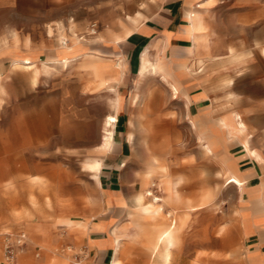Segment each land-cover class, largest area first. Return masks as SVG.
<instances>
[{"label":"rangeland","instance_id":"374dc122","mask_svg":"<svg viewBox=\"0 0 264 264\" xmlns=\"http://www.w3.org/2000/svg\"><path fill=\"white\" fill-rule=\"evenodd\" d=\"M168 1L13 0L11 6L0 8V264H19L23 255L30 258L31 264H56L57 258H64L70 264L79 261L84 264L88 249L83 237L65 219L83 218L87 211L104 208L103 187L107 185L97 182L88 164L104 158L105 153L101 151L103 111L111 101L114 105L115 93L110 90L105 93L106 88H91L80 58L68 63L55 58V49L62 44L61 37L65 35L70 43L71 37L77 34L85 51L112 56L101 47L105 43L100 39L104 29L124 37L126 30L135 26L128 15H135L139 10L150 15ZM198 3L207 27L203 35L194 39H205L212 53L219 54L209 56V70L213 74L220 64V81H215V86L225 90L230 86L229 81L233 83V103L214 104L212 111L215 113L218 106L222 111L234 112L255 105L254 122L259 131L255 138L257 144L264 145V135H260L264 133L261 116L264 112V0H198ZM195 6L190 7L188 15ZM119 45L123 47L122 43ZM15 48L22 55L31 52L36 55L26 58L31 63L16 66L18 56L9 51ZM152 53L155 58L158 49ZM113 57L116 61L122 59L126 67V56L118 60ZM217 57L219 63L214 62ZM31 64L36 66L33 69L23 66ZM35 68L38 76L34 81ZM139 78L141 88L134 92L147 96L146 112L166 116L144 120L142 127L136 126L138 131H131L128 162L125 171L120 173L117 188L132 204L135 195L145 191L143 173L149 167V157L156 156L164 178L181 181L176 188V202L166 201V209L159 218L163 224L174 218L180 225L173 264H252L250 259L258 254L252 250L257 246L264 255V240L256 244L257 235L250 237L242 231L237 185L228 184L224 175L219 176L216 157L203 153L198 131L171 128L170 109L183 116L184 107L174 99L160 74L150 72ZM226 94L222 92L223 96ZM222 118L220 126L227 129ZM226 132L223 142L227 148L235 135L228 129ZM217 137L220 143V135ZM235 144L230 146L232 153L239 150ZM262 149L264 155V146ZM229 166L238 172L233 163ZM33 175L42 176L45 183H34ZM160 178V173H156L151 181L157 185L146 186L166 197L168 189ZM151 200L148 195L142 203ZM196 204L200 207L193 209L192 205ZM39 211L44 214L41 218ZM31 214L33 228L38 223L43 230L28 229L26 221ZM112 216L115 228L111 238L115 249L125 252L127 246L128 258L123 264H147L142 259L144 241L135 235L136 226L131 217L125 211L117 213L115 207ZM81 222L85 227L86 222ZM20 232L27 234V242L17 247L16 256L10 261L5 243L15 242ZM50 242L53 252L45 248ZM253 264H264V260Z\"/></svg>","mask_w":264,"mask_h":264},{"label":"crops","instance_id":"0c3cea01","mask_svg":"<svg viewBox=\"0 0 264 264\" xmlns=\"http://www.w3.org/2000/svg\"><path fill=\"white\" fill-rule=\"evenodd\" d=\"M12 1L0 0V8L11 6ZM195 4H199L198 0H170L150 15L145 14L142 10H139L135 15H128L135 26L132 29L130 28L128 33L127 29L124 37L116 36L109 29H104L100 39L104 40L105 43L101 44V47L102 49H107L112 54L109 57L85 51L77 35L72 36L73 45L71 47H67V45H63L62 43L55 49V58L61 62L68 63L78 58L81 59L80 66L85 62H97V66L107 82L104 84L97 81L94 82L92 77L83 70L89 76L91 88L94 87L95 90L97 88H106L105 93L108 90L115 93L114 105H112L113 103L111 101L104 108L103 113L105 118L102 130L103 134L104 131H113L114 143L107 150L103 148L101 143V151L105 155L103 159H95L102 161L99 169H91L88 166L93 171L97 182L102 184V186L107 185L103 187L104 208L96 211H87L83 218H76L77 220L85 221V227L78 224H74L76 226L73 225L75 228L74 232L83 237L84 244L88 249V255L84 264H113V259L117 257H120L123 261L128 258L127 246L125 252H119L115 249L113 239L111 238V231L115 228V221L112 216L114 207L117 213L125 211L131 217L132 223L136 226L135 235H138V224L140 222L146 223L152 221L148 216H140L135 208V200L138 195L143 194V199L148 196L146 194L148 186L144 185L143 179L142 185L146 189L135 195L132 204L129 202V198L124 195L123 191L117 188L120 173L125 171L124 169L128 162L126 156L131 148V139H133L131 131H138L136 126L142 127L144 120L162 119L166 116L165 113L160 112L153 113V115L148 114L144 108L147 103V96H143L139 91L134 92V89L141 88V80L139 77H145L150 72L160 74L163 82L168 84L170 93L174 96V99L178 100V103L184 107L183 116H179L177 112H172L173 110L171 109L168 113L170 126L171 128L174 126V131H182L183 128L184 131H198L201 146L207 141L208 134L215 133L217 136L220 135V143L218 141L213 147L216 154L214 152L206 153L203 149L202 151L207 156L216 157L219 176H225L224 173L228 169L229 164L233 163L236 166L241 178L245 181L243 188H240L236 184L239 199L238 216L242 231L250 237L257 235L258 242L256 244L264 240V203L262 202L264 200V188L260 187L261 185L264 186V160H259L253 155H250L240 137H234L229 140L226 148L223 138L227 136V129L220 126L221 117L227 114L239 113L247 124L246 131H243L241 137L248 138L251 149L258 152L263 151L262 147L264 145L257 144V139L255 138L259 132L254 122L257 117V109L254 105L245 110L231 112L222 111L221 106H218L215 113L212 111L214 104L222 105L228 104V102L233 103V83L229 81L230 86L225 90L215 86L214 82L220 81V64H217L216 74H213L212 72L214 71L209 70V56H217L219 54L212 53V49L206 45L205 39L202 38L197 41L194 39V37H199L198 35H203L204 31L202 29H198L197 27L193 28L192 31L187 29V24L189 23L188 11ZM140 12L142 13L141 15H139ZM198 16L199 20L207 27L201 12H199ZM120 43H122L123 47L119 45ZM156 48L158 49V53L153 58L152 52ZM9 51L13 53L11 55L18 56L15 59L16 66H20L23 63H31L26 58L30 56L34 57L35 55L32 52L27 55H22L17 48L10 49ZM123 55L126 56V67L118 65L117 63L118 61L122 63V59H118ZM162 55L166 59L161 63L160 58ZM113 56L118 57V61ZM148 59L164 65V69L155 72L151 69L149 63H147ZM215 61L219 63L220 58L217 57L214 59ZM36 64L33 66L27 65V68L33 69ZM164 73L168 76V80L178 87L179 90L176 94L173 93L171 85L163 79L162 75ZM131 74L136 75V78H132ZM117 75H119V79L115 78ZM223 91L227 93L225 96L222 95ZM111 115H117L118 121L115 124L107 123V119ZM261 116L264 118V112L261 113ZM181 120H184V123H180ZM260 135L263 136L264 133ZM233 142L239 148L234 153L230 150ZM262 157L264 158V155ZM150 168H152L150 177L151 185L156 183L151 181V178L156 173H160V181L163 186L169 187L171 192L177 195L176 188L181 181L177 182L172 177L166 180L158 163L153 167L150 166ZM150 168L148 167L147 170ZM33 181L41 184L45 183V179L40 175H33ZM39 212V218L43 217V212ZM26 223L31 232L34 229L37 231L43 230L38 223L33 228L34 219L32 214ZM179 230L180 225L170 245L172 250V264L174 247ZM133 241L132 239L131 242ZM143 241L144 246L147 245L144 238ZM45 248H48L51 252L54 251L52 250L51 242ZM258 248L260 247L257 246L256 249L252 250L258 251V254L250 259L252 264L264 260V255ZM142 259L144 263H148L149 256L144 255ZM31 263L32 261L27 255H23L19 260V264ZM55 263L70 264L64 258H57ZM153 263L154 260L149 262V264ZM36 264H43V262H37Z\"/></svg>","mask_w":264,"mask_h":264},{"label":"bare ground","instance_id":"6f19581e","mask_svg":"<svg viewBox=\"0 0 264 264\" xmlns=\"http://www.w3.org/2000/svg\"><path fill=\"white\" fill-rule=\"evenodd\" d=\"M199 7H200V4H197L195 6V8L191 9V11L189 12V15H188V22L189 23L187 24V28L189 31H192V29L195 27H197L198 29H202V31H204L206 29V26L204 25V23L202 21H200L198 18L199 17L198 15L200 12ZM129 31L130 30L128 29L127 33ZM75 35H77V34H75ZM61 39H62L61 42L65 45H67V47H71L73 45V37H71L70 43L66 41L65 35L62 36ZM160 59H161L160 62L162 63L164 61V57L161 56ZM26 61H28V60H26ZM117 63H118V65H122L121 61H118ZM147 63H149L151 69L154 70L155 72L159 71L161 69H164V65H161L160 63L158 64L157 62L151 61L150 59H148ZM23 66H25V65H23ZM81 67L89 76L92 77L94 82L97 81L101 84H104L105 82H107L106 78L103 77V75L101 74L99 67L97 66V62H85L81 65ZM142 69H143V67H142ZM37 72H38L37 68L34 69V74H33V80L34 81L36 80V77L38 76ZM162 77H163V79H165L169 83V85H171L173 93H177L178 87L168 80V76L165 75V73H164V75H162ZM115 78L119 79V75H117ZM234 112H236V111H234ZM222 119H223L224 126L230 131V133L235 135V137H240L242 143L244 144L247 152L250 155H253L254 157H256L259 160H264V158L262 157V155L260 153L261 151L258 152L256 150L251 149L248 138L241 137L243 131H246L247 124L245 123V121L243 120V118L241 117V115L239 113L228 114L226 116H223ZM117 121H118L117 115H111L107 119V123H109V124H115ZM112 133H113V131H110V130L104 131L102 146L106 150L110 149L114 143V136L112 135ZM206 139H207V141L204 142L201 147H202L204 152L213 153L214 152L213 147L218 142V137L214 134L213 135L208 134V137ZM149 163H150V166L153 167L155 164H157V157L151 155L149 157ZM101 165H102L101 160H93L92 162H89V164H88V166L91 169H99L101 167ZM150 166H149V168H150ZM151 170H152V168H150L149 170H146L143 173V176L146 177V179L144 180L145 186H146V184L150 183V179H148V178L151 177ZM224 174L226 176V182L227 183H235L240 188L244 187L245 181L243 178H241L240 174L234 169V166H229ZM36 178L39 179V177H37V176H36ZM31 179H33V178H31ZM40 180H43V179H40ZM260 187L262 188L263 185H261ZM167 189H168V195L165 197V196H160V195L155 194L153 192V190L148 187V189L146 190V194L151 195L152 200L149 201L148 203H142V200L144 197L143 194L138 195L136 200H135V208L138 211V214L140 216L141 215L142 216H148L150 218V220H152L151 222H146V223L140 222L138 224V227H139L138 235L141 236L142 239L144 238L145 242L147 244V245H145L144 253L147 256L150 255V258H149L147 264H149V262L152 260H154L153 264H172V259H171L172 250H171L170 245L172 244V242L176 236L179 224H177V219H174V218L172 219V221L170 223L163 224L160 222L159 218L162 216V214L164 213V210L166 209L165 208V202L166 201L169 203L176 202L178 196L174 195L171 192L169 187H167ZM198 206H199V204L192 205V208L196 209V208H198ZM168 214L170 215L171 211H169ZM65 222L67 225L72 226V227L74 224L82 225L81 220H79V219L77 220L74 218H66ZM74 226H76V225H74ZM123 262H124L123 259H121L120 257L113 259V264H123Z\"/></svg>","mask_w":264,"mask_h":264},{"label":"built area","instance_id":"2783aa9c","mask_svg":"<svg viewBox=\"0 0 264 264\" xmlns=\"http://www.w3.org/2000/svg\"><path fill=\"white\" fill-rule=\"evenodd\" d=\"M15 240H16L15 242H11L10 240H7V242L5 243L6 257L10 261L14 260L16 256L17 247L23 246L27 242V234L25 232H20L16 236ZM77 264H81L80 261L77 262Z\"/></svg>","mask_w":264,"mask_h":264}]
</instances>
